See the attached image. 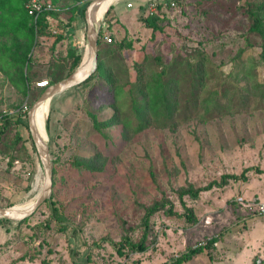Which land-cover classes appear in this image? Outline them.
<instances>
[{
  "label": "rangeland",
  "instance_id": "374dc122",
  "mask_svg": "<svg viewBox=\"0 0 264 264\" xmlns=\"http://www.w3.org/2000/svg\"><path fill=\"white\" fill-rule=\"evenodd\" d=\"M91 1L58 0L61 12L50 17V29L35 39L31 52L35 78L24 92L13 84L18 70L11 57L31 23L19 20L21 0H11L0 11V112L32 104L40 91L37 84L46 82L51 73V63L67 64V38L72 44L79 31L85 34V23L76 17L70 26H59L75 15L72 10ZM213 1L215 6L212 0H185L182 6L166 7L158 23L163 32L155 37L142 21L145 0L113 3L102 26H109L104 34L112 43L105 38L103 42L125 44L116 69L126 94L137 77L134 64L145 56L151 65L159 57L158 65L166 64L177 53L191 59L197 51L210 58L212 70L210 87L202 100L225 89L220 86L221 74L223 79L229 75L226 88L233 96H247L242 90L247 86L245 74L264 84V65L259 62L256 43L233 61L238 48L245 45L244 24L235 25L241 14L222 0ZM216 11L228 18L217 17ZM60 34L63 38L54 36ZM84 47L85 38L78 48L82 54ZM126 100L122 103L130 109ZM43 113V108L36 112L40 124ZM113 114L112 94L95 80L53 98L47 120L54 172L51 203L20 226L18 233H5L0 228V264H164L208 238L214 244L182 264H264V217L235 202L242 197L264 203V111L251 108L208 121L193 119L180 123L175 131L152 126L134 134L124 132L119 124L95 129L97 122H109ZM20 132L27 138L24 128ZM16 134L17 128L10 124L0 138L2 207L28 203L43 179L36 154L29 143L14 144ZM90 156L98 159L97 174L74 167L75 159ZM242 173L246 182L226 178ZM210 185L213 187L197 199L182 198L198 218L190 227L179 194L190 187ZM154 204L164 207L147 217ZM142 238L145 250L133 252L130 243Z\"/></svg>",
  "mask_w": 264,
  "mask_h": 264
},
{
  "label": "trees",
  "instance_id": "16d2710c",
  "mask_svg": "<svg viewBox=\"0 0 264 264\" xmlns=\"http://www.w3.org/2000/svg\"><path fill=\"white\" fill-rule=\"evenodd\" d=\"M10 1L11 0H0V11L4 9ZM27 1L28 0H21L18 14L20 15L19 20L26 21L28 19L31 23V27L25 28V31L22 34V42L16 48L11 57L13 64L18 70L17 76L12 78L13 84L23 92L29 90V87L33 84V79L35 78L31 55L33 47L36 46L35 39L37 35L50 29L48 23L50 17L61 12V9L57 8L58 6L56 5L58 0H50L55 10L43 13L36 21H34L32 17L27 15L24 8ZM184 1L185 0H162L161 3L157 5V14L152 16L148 15L142 19L145 28L151 31L152 37H155L156 33L163 32L161 24H158L160 22V15L163 12L162 10L166 7L170 8L171 3H174V6L176 4L182 6ZM222 2L227 6L231 5L234 11L241 14V17L237 20L235 25H240L242 23L245 27V33L243 36L245 45L238 48L233 61L240 59L243 50L252 48L256 43L257 48L260 50L258 54L259 62L264 65V0H222ZM212 3L213 6L216 5V2L213 0ZM197 9L201 11L200 6L197 7ZM84 10L85 7L72 10V12L75 11V15L69 19L67 24H60L59 27L63 29L68 27L67 25L70 26V21H73L76 17H79L84 21ZM204 15L206 16V13H204ZM215 15L217 17L221 15L225 19L228 18L226 14H220L217 11L215 12ZM231 15L232 14H229V17H231ZM207 23H211V21L207 20ZM108 28L109 26L105 29L101 28L100 30L97 45V70L91 78L85 82L87 83L95 80L96 84H99L100 87H104V91H108L112 94L114 110L113 117L109 122L100 123L96 121L97 125H95V129L97 131H100L105 128L106 125L110 124L122 125L124 132H133L134 134L142 133L152 126L175 131L180 123H187L193 119L200 118V120L208 121L213 117L244 113V111H248L251 108L262 112L264 111V84L255 81V79L247 78V76H249L247 74L243 75V81L247 83V86L245 89H242L247 93L246 97L242 98L238 95H231V92L226 88L227 80L225 79L229 75L223 79L221 74L220 79L222 81L220 82V86H223L225 89L216 91L213 98L206 97L202 100L201 98L210 87L209 83L212 71L210 58L206 57L202 51H197L196 55L191 59L183 58L181 54L177 53L166 64L159 63L158 65V62L156 61L160 62L161 59L159 57H157L158 60H153L151 65L149 63L150 60L145 56L141 62H136L134 64L137 77L135 82L132 83L131 88L127 90L128 93L126 94V91L123 90L117 77L116 69V61L119 58L122 49L125 48V44L124 42L115 45L104 44V33ZM220 33L221 30L216 36ZM61 35L62 34H60V36H54L57 38H63ZM110 40V43H112L111 37ZM54 43L56 44L57 42ZM67 52L68 62L66 65H61L57 62L51 63V73L46 80L47 86H51L65 79L79 65L83 55L82 52L78 48L72 46H68ZM242 70L243 68L241 71ZM45 88L46 87H39L40 91L38 96H36V100L40 97ZM125 95L129 96L125 97ZM124 98H127L126 102H129L131 105L130 109H127L126 104L122 103ZM26 103L28 104L29 109L33 105V103ZM20 107L21 106H18L15 109L17 110ZM26 115L27 112L24 114L18 112L13 116H8L4 115L1 111L0 138L5 135L7 127L10 124H13L17 128L14 144L20 141L23 143H29L31 151L33 154H36L27 128ZM133 121L134 126L132 127ZM20 128H24L27 131V138L22 136ZM97 160L98 159H95L93 156L77 158L73 162V165L75 168L86 173L97 174L99 171V168L96 166ZM52 173L54 176L53 169ZM226 178L232 179L233 181L241 180L246 182V176L243 173L240 176L231 175L226 176ZM212 187L213 186L211 185L205 188L196 189L190 187L179 194L181 205L187 211L186 222L190 227L197 224L198 218H195L190 208L183 203L182 198L184 196H189L191 199H197L201 192L208 191ZM46 204H48L47 201L44 202L36 212ZM163 207L164 205L159 206L158 204H154L153 208L147 211V217L151 216L156 210L163 209ZM56 212L57 209L53 206L52 216L54 219H56L54 216ZM34 214L18 223L1 219L0 228L5 233L11 231L18 233L20 226L26 225V222L31 221ZM61 229L64 228L61 227ZM213 242L214 241H211L207 248L212 246L214 244ZM130 246L133 252H143L145 250L144 238L136 244L130 243ZM203 249L204 248H187V250L180 256L176 255L173 259L164 264H182L184 261H188L200 254ZM124 263L125 262H121L120 264Z\"/></svg>",
  "mask_w": 264,
  "mask_h": 264
},
{
  "label": "water",
  "instance_id": "95a60500",
  "mask_svg": "<svg viewBox=\"0 0 264 264\" xmlns=\"http://www.w3.org/2000/svg\"><path fill=\"white\" fill-rule=\"evenodd\" d=\"M107 1L109 0H92L85 7V47L79 65L68 77L58 83L46 87L40 97L33 103L27 112V128L36 152L39 169L43 175L42 183L37 193L28 203L11 207L0 206V219L18 223L31 217L44 202L47 201L51 203L53 173L49 137L47 133V120L50 104L56 96L85 83L97 70V45L100 30L103 26V19L113 3L117 0H112L106 10H104L103 14L99 16L101 7L107 3ZM44 103H47L49 106L44 126L45 137L41 135L35 122L36 112Z\"/></svg>",
  "mask_w": 264,
  "mask_h": 264
},
{
  "label": "built area",
  "instance_id": "2783aa9c",
  "mask_svg": "<svg viewBox=\"0 0 264 264\" xmlns=\"http://www.w3.org/2000/svg\"><path fill=\"white\" fill-rule=\"evenodd\" d=\"M162 0H146V8H145V16H152L157 14V5L161 3ZM171 7H174V3L170 4ZM128 8H131V4L127 5ZM27 15L32 17L34 21L38 19L40 15L46 12L54 11V7L52 6L50 0H28L24 6ZM56 33V32H54ZM104 38L108 43L111 42L110 37L105 35ZM38 87L44 88L47 87V82H41L37 84ZM29 111V106L27 104H23L19 109H11L7 112H4V115L13 116L20 112L24 114ZM1 124V117H0ZM235 202L238 203L243 208L247 209L249 212L255 215L264 217V203L259 202L258 200H244L242 197H238L235 199ZM212 238H208L207 240L201 241L195 244L191 249L205 248L211 243ZM125 264V263H124Z\"/></svg>",
  "mask_w": 264,
  "mask_h": 264
},
{
  "label": "bare ground",
  "instance_id": "6f19581e",
  "mask_svg": "<svg viewBox=\"0 0 264 264\" xmlns=\"http://www.w3.org/2000/svg\"><path fill=\"white\" fill-rule=\"evenodd\" d=\"M111 2H112V0H109V1H107V3H105V4L101 7V9H100V11H99V16H101V15L103 14L104 10H106L107 6H108ZM39 108H43V111H44V113H43V124L38 123V122L36 121V117H35V122H36V125H37L38 129H39V132L41 133V135H43V136L45 137L44 126H45L46 116H47V114H48V104H47V103H44V104L41 105V107H39ZM39 108H38V110H39ZM38 110H37V111H38ZM31 199H32V198H31ZM26 203H27V202H26Z\"/></svg>",
  "mask_w": 264,
  "mask_h": 264
},
{
  "label": "crops",
  "instance_id": "0c3cea01",
  "mask_svg": "<svg viewBox=\"0 0 264 264\" xmlns=\"http://www.w3.org/2000/svg\"><path fill=\"white\" fill-rule=\"evenodd\" d=\"M146 1V0H145ZM66 37L68 36V34H64ZM73 38V34L70 36ZM84 38H85V34L79 31V35H77L76 37H74L72 44H70V38H67L68 41V46H72L74 48H80L83 46L84 43ZM69 39V40H68ZM257 200V199H254Z\"/></svg>",
  "mask_w": 264,
  "mask_h": 264
}]
</instances>
